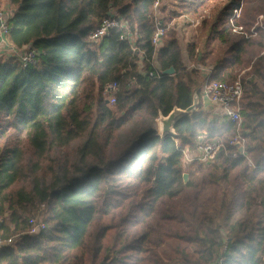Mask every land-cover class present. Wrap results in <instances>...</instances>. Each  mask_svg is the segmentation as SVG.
<instances>
[{"label":"trees","instance_id":"obj_1","mask_svg":"<svg viewBox=\"0 0 264 264\" xmlns=\"http://www.w3.org/2000/svg\"><path fill=\"white\" fill-rule=\"evenodd\" d=\"M155 1L9 0V41L42 57L26 68L0 59V237L17 238L0 249V264H217L220 257L264 264V19L245 39L229 22L242 0L212 9L215 0H175L161 20ZM207 10L204 48L197 59L191 47L190 59L212 68V80H241L246 149L256 168L232 156L235 124L200 106L173 136L153 128L161 115L191 107L201 84L199 71L183 62L175 30L158 48L154 34L183 13ZM112 15L126 28L91 41ZM260 15L264 0H244L238 23L251 28ZM125 32L136 50L120 39ZM154 60L157 71L174 73L151 77ZM111 83L120 86L113 106L105 96ZM200 133L224 148L214 162L185 170L184 150ZM31 218L46 229L30 235Z\"/></svg>","mask_w":264,"mask_h":264},{"label":"built area","instance_id":"obj_2","mask_svg":"<svg viewBox=\"0 0 264 264\" xmlns=\"http://www.w3.org/2000/svg\"><path fill=\"white\" fill-rule=\"evenodd\" d=\"M162 0H156L153 5L154 15L157 20H159L160 10H161ZM243 12V2L239 8H236L233 11V14L230 18V26L232 32L238 36L244 37L245 39L253 38L257 35V27L262 26V20L264 16L261 15L258 18L256 24L247 28L246 26L239 24L238 21L242 17ZM10 17V16H9ZM9 17L5 12L0 11V59L1 58H15L23 67L35 66L39 63L42 53L34 48L33 46H26L24 48H19L15 46L8 39L9 26L8 20ZM126 25L124 22L112 15L102 20L99 26L91 32L90 39L95 43H99L108 38L113 30L125 29ZM166 29L163 27H158L154 37L152 39V44L158 48L161 44V40L164 37ZM121 40H128L132 47L135 49L136 38L129 35L127 32L123 33L120 37ZM136 50V49H135ZM154 69L158 70V64L154 60L153 62ZM194 69L201 70L203 75V95L206 97L210 103L216 105L219 108L220 114H222V119L224 121H229L235 124L236 134L231 139L229 145L235 146L236 151L232 154L234 158L244 157L247 161V164L251 168H256L255 163L249 156L247 152V143H248V133L250 129L244 133L243 128V116L241 114V101L243 98V85L241 80L238 78L234 82H219L212 80V71L208 68L201 66H192ZM151 77L160 78L162 75H165L164 72L157 71L149 73ZM119 85L117 83H111L107 85L105 89V96L108 100L109 105L113 106L116 103V94L119 90ZM224 148V145L218 141H211L205 133H200L195 141V153L194 157L189 158L187 150H184V157L189 160V162L200 161L203 163H212L216 160L219 152ZM3 222V218L0 216V223ZM29 234L36 235L42 230L46 229V223L42 220H37L36 218H31L29 220ZM17 242V238L3 239L0 237V249L6 246H12ZM226 250L224 248L223 252ZM222 257H220L217 264H222Z\"/></svg>","mask_w":264,"mask_h":264},{"label":"rangeland","instance_id":"obj_3","mask_svg":"<svg viewBox=\"0 0 264 264\" xmlns=\"http://www.w3.org/2000/svg\"><path fill=\"white\" fill-rule=\"evenodd\" d=\"M223 1H227V0H223ZM174 2H175V0H162V2H161V12H160V16H159L160 20L162 18L164 19V18L169 17V15L172 13V11L176 10ZM219 2H222V0H215V2L212 5L211 9L215 5L219 4ZM251 5H252V7L253 6H257V3L252 1ZM163 8H165V10H166L165 12H162ZM0 11L6 12L7 13L6 15L10 16L11 10H8L6 8V5H4L0 9ZM209 17H210V10H207L204 13H201L200 16L192 15L190 13L189 14L183 13L180 17L171 20L168 23V25L166 27V30L167 31L169 29H174L175 30V32L177 34V37H179L181 46L184 49V51H187V47L191 43L196 44V47L200 48L201 39L205 37V35H204L205 31L201 27V22H202V20L204 18H209ZM187 53H188V60L186 62V65L188 64V61L193 62V60L190 59V52H187ZM195 53L197 55L201 54L200 51H198V52L196 51ZM188 68L189 69H194V68H192V65L191 66L189 65ZM138 127L135 128L136 130L129 131L130 135H136L137 131H139ZM153 128L155 129L156 133H160V131L158 130V128H159V118L155 121V123L153 125ZM74 156L75 155L73 154V159L75 158ZM191 164H192V162L187 161L185 157L183 158V166H184L185 170H188L190 168ZM186 175L188 176V179H187V181H185V183H187L188 180H189V175L188 174H186Z\"/></svg>","mask_w":264,"mask_h":264},{"label":"crops","instance_id":"obj_4","mask_svg":"<svg viewBox=\"0 0 264 264\" xmlns=\"http://www.w3.org/2000/svg\"><path fill=\"white\" fill-rule=\"evenodd\" d=\"M242 2H244V0H242L241 1V3ZM175 3V2H174ZM4 5H6V8L8 9V10H11L10 8H9V0H0V9L4 6ZM5 14H7L6 12H5ZM9 17V16H8ZM10 18V17H9ZM205 31V33H204V35H205V37L204 38H202L201 39V44H200V48L199 47H196V44H193V43H191V44H189L188 45V47H187V51H184V49L182 48V46H181V43H180V40H179V37H178V41H179V45H180V48H181V52H182V58H183V62L186 64V62H187V60H188V53L187 52H190L189 51V49L191 48V47H194L196 50H195V52L197 51H200V52H202V50H203V48H204V44H205V40H206V38H207V35H208V31L207 30H204ZM201 56V54L200 55H197L196 54V58L198 59V57H200ZM191 61H188V64H187V66H201L200 64H198V63H196L195 61H193V62H191ZM201 67H203V66H201ZM204 68H207V67H204ZM208 69H210L211 71H213L212 70V68H208ZM196 70H198L199 71V80H200V82H201V84H200V88H199V93L197 94V96H195V100L197 99L198 100V107L200 106L202 109H203V111L206 113V114H208L209 115V117H211V119H218V120H221V121H224L223 119H222V114H220V111H219V108L216 106V105H214V104H212V103H210V101L206 98V97H204V95H203V90H202V87H203V80H202V78H203V75L201 74V70H199V69H197L196 68ZM201 78V79H200ZM194 100V101H195ZM197 107V108H198ZM194 112V111H193ZM157 134H159V136H161L160 135V133H157ZM162 137V136H161ZM187 150V152H188V154L190 155L189 156V158H192V157H194L195 155H194V153H195V146L193 147V148H187L186 149ZM187 161H189L188 159H186Z\"/></svg>","mask_w":264,"mask_h":264},{"label":"water","instance_id":"obj_5","mask_svg":"<svg viewBox=\"0 0 264 264\" xmlns=\"http://www.w3.org/2000/svg\"><path fill=\"white\" fill-rule=\"evenodd\" d=\"M165 75H172L174 73V69H168L165 72ZM198 107V100L196 99L191 107H189L186 110H182L179 108H175L168 116H163L161 115L159 117V130H160V135L162 137L169 135L173 136L176 134L175 132V126L176 123L184 116L189 115L193 111H195ZM159 135V134H158ZM210 164V163H208ZM185 181H187L188 176L185 174L184 175Z\"/></svg>","mask_w":264,"mask_h":264},{"label":"bare ground","instance_id":"obj_6","mask_svg":"<svg viewBox=\"0 0 264 264\" xmlns=\"http://www.w3.org/2000/svg\"><path fill=\"white\" fill-rule=\"evenodd\" d=\"M160 131V130H159Z\"/></svg>","mask_w":264,"mask_h":264}]
</instances>
